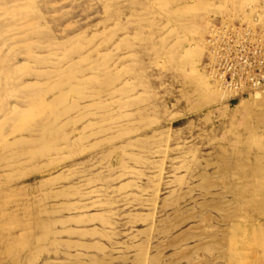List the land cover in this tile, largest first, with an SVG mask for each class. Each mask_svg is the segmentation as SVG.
Returning a JSON list of instances; mask_svg holds the SVG:
<instances>
[{"label":"rangeland","instance_id":"rangeland-1","mask_svg":"<svg viewBox=\"0 0 264 264\" xmlns=\"http://www.w3.org/2000/svg\"><path fill=\"white\" fill-rule=\"evenodd\" d=\"M220 19L264 46V0H0V264H205L227 234L264 255V166L218 172L264 164L258 94L210 97ZM208 180L258 219L223 223L237 203Z\"/></svg>","mask_w":264,"mask_h":264},{"label":"built area","instance_id":"built-area-1","mask_svg":"<svg viewBox=\"0 0 264 264\" xmlns=\"http://www.w3.org/2000/svg\"><path fill=\"white\" fill-rule=\"evenodd\" d=\"M205 44L211 81L229 98L264 86V46L249 26L220 19L210 25Z\"/></svg>","mask_w":264,"mask_h":264},{"label":"bare ground","instance_id":"bare-ground-1","mask_svg":"<svg viewBox=\"0 0 264 264\" xmlns=\"http://www.w3.org/2000/svg\"><path fill=\"white\" fill-rule=\"evenodd\" d=\"M204 44H205V41H204ZM205 48H206V46H205ZM211 86H212L213 90H212V93H211V96L210 97H212L214 99H221V98H223L225 96L226 97L229 96V94H227L223 89H221L220 87H218L215 83L212 82ZM262 90H264V86L261 89H259V90L255 91L254 93H252V94H255V93L258 94V97L259 98L255 99V100L259 104H262L264 102V93H263ZM242 103H244V101ZM257 115L260 116V119L259 120H261V122H264V115L262 113H259ZM241 154L242 153H239V156L237 158L236 165H235L234 168H232V169H224L223 168V169L218 170V172L223 173V174H227L230 171H232V172L233 171L234 172H238V169L240 167H242L245 170L244 173H243V175L246 176V177H248L250 175L251 170H253L255 167L263 168V166H264L263 162L262 161H259L257 157H255V158H251L250 156H248V157H242ZM230 163L228 162V164H230ZM215 184L216 185H219V184H221V185L222 184L230 185V188L228 189V192H231V194H233V196H234V200L233 201L235 203H237V206L234 207V209H233V212H234L233 218L231 216L230 209H226L224 211L225 214H223V218H221V221L223 223L230 222L231 220L234 219L235 216L236 217H242V218H248L249 220H251L253 222H255L258 219L259 214H260V212L263 209L262 207L258 208L257 211L254 210V209L249 210L248 212H246V211L242 212L241 211V208H243L241 206H243L242 204L245 203V201H243V198L248 199L249 196L251 195V193L247 192V194H245L244 196H242V194H241L242 192L240 190V187L237 186L236 182L230 183V182H226V181H224V182H216V181H213V180H208L205 183H203V186L204 187L205 186L208 187L210 185L214 186ZM238 196H241L242 197V200ZM219 206H220L219 204L214 203V204H208L206 206V208H208V209H210L212 211H216L219 208ZM213 215H211L210 213H208L206 215V217H205V221H206L208 227L211 226V225H213L212 224V221L214 219H216V217H214ZM231 225H232V223H231ZM241 226L242 225L239 222H236V223L234 222V227L237 230H242ZM214 227H217V226H214ZM224 228H226V227H224ZM245 229H246V227H245ZM226 230H228V229H226ZM254 230L259 233V231L261 230V223H258V225H256L254 227ZM217 231H219V230L217 229L216 231L215 230L210 231V229H206L202 233L197 234V237L209 236L210 235L211 236V239L209 240V244H207V245L211 249H216L217 248L216 242H220L221 243V241H220L219 238L218 239H215L216 238L215 234H216ZM222 231H223V233L226 232L225 229H222ZM237 232H239V231H237ZM222 238H223V241H224L223 242L224 243V247H223L222 252L219 255H216V257H214L213 259L206 260V263L205 264H211V263L212 264H240V260H239L240 256H239V254L241 253V251H243V249L242 248H239V246L237 245V242L238 241L236 240V238H232V235L230 236L228 234L225 235V236H222ZM187 239H188V237H186L185 234H181V235L177 236L176 238H174L173 240L169 241V243L167 245L168 246H171V247L176 246V245L179 246L183 241H185ZM246 242L244 244H247ZM240 247H242V246H240ZM218 249L219 248H217L216 250H218ZM247 250H249V249H247ZM251 254H253V253H251ZM256 255H258V254L256 253ZM182 257H184V254L179 255L178 260H181ZM251 260H252V257H251ZM244 262H246V261H244ZM253 264H264V255H261L260 257H257L256 260L253 261Z\"/></svg>","mask_w":264,"mask_h":264}]
</instances>
